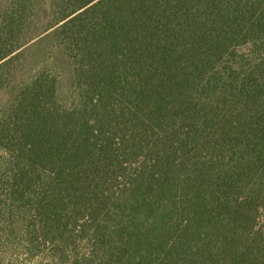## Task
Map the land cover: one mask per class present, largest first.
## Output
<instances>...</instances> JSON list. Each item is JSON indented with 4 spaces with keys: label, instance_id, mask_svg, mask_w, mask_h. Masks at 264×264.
I'll return each instance as SVG.
<instances>
[{
    "label": "trees",
    "instance_id": "16d2710c",
    "mask_svg": "<svg viewBox=\"0 0 264 264\" xmlns=\"http://www.w3.org/2000/svg\"><path fill=\"white\" fill-rule=\"evenodd\" d=\"M40 3L0 10V264H264V0H54L27 39Z\"/></svg>",
    "mask_w": 264,
    "mask_h": 264
},
{
    "label": "rangeland",
    "instance_id": "374dc122",
    "mask_svg": "<svg viewBox=\"0 0 264 264\" xmlns=\"http://www.w3.org/2000/svg\"><path fill=\"white\" fill-rule=\"evenodd\" d=\"M10 0H0V10L9 3ZM54 0H41L36 16L33 19L27 39L38 36L48 25L51 19V5ZM30 36V37H29ZM27 59L20 62L18 71L15 74L16 81H24L34 74L36 70L45 66L48 62L47 56L40 57V50H26ZM37 56V57H36Z\"/></svg>",
    "mask_w": 264,
    "mask_h": 264
}]
</instances>
